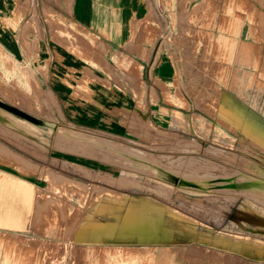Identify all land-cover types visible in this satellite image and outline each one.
I'll use <instances>...</instances> for the list:
<instances>
[{"label":"rangeland","instance_id":"1","mask_svg":"<svg viewBox=\"0 0 264 264\" xmlns=\"http://www.w3.org/2000/svg\"><path fill=\"white\" fill-rule=\"evenodd\" d=\"M8 2L9 28L27 52L44 34L53 65L64 54L143 93L160 55L180 71L162 119L84 128L0 45V101L44 122L2 112L0 264H264V177L233 183L238 169L264 174V0H90L111 12L113 29L89 17L109 37L78 17V0ZM35 52L44 65L42 42Z\"/></svg>","mask_w":264,"mask_h":264},{"label":"crops","instance_id":"2","mask_svg":"<svg viewBox=\"0 0 264 264\" xmlns=\"http://www.w3.org/2000/svg\"><path fill=\"white\" fill-rule=\"evenodd\" d=\"M8 1L0 0V45H2L4 52L10 60L19 64L22 63L29 71L33 72L40 81L41 90L44 93L49 92L54 97L62 117L68 122L84 128L100 126L113 132L115 130H124L125 125L131 119L143 118L145 114L147 116L153 115L156 120L164 117V112L168 107L162 104L165 103L167 96L174 95L175 88L172 81L180 71V65L172 56L162 54L157 59L155 58L153 64L147 68L146 77L151 80L153 93L150 89L148 93H143L142 89L140 92L139 90H135V83L130 78L116 79V83L111 84L110 82L112 81L97 76L91 71L84 74L80 73L77 70L79 69V65L75 61L70 62V59L66 58L64 54L61 56L58 53L59 57H62L63 63L56 62L53 65L49 56V39L44 34L39 36L41 40L37 39L34 41L31 51L27 52L20 36L16 35L9 28L7 23L10 21V18L7 7L10 3ZM89 1L78 0L77 15L85 23L98 28L104 35V31L95 25L89 17L93 10H98L103 18L102 27L107 29L111 27L113 29V25H106L108 21L112 20L110 18L111 12L106 13L103 8L101 9V6H96V4L101 5L100 2L92 3ZM111 1V3H114L116 0ZM2 7H4V12L1 10ZM119 21L121 28L118 36L113 38L118 42L114 44V47H119V41H123V38L127 34L125 21L121 18H119ZM126 22H128V19H126ZM104 36L109 37L106 34ZM36 41L42 42L47 51L44 65L38 64L35 52ZM29 52H32V54L30 55ZM140 58L132 60L130 63L131 66H134L135 70L139 64V60L144 63L148 62L145 54L141 55ZM129 86L130 88H128ZM171 89H173V95L168 94V92H171ZM227 99L226 101L234 102L230 98ZM8 100L11 102V99ZM15 105L26 111L30 109L26 104ZM235 105L238 104L235 103ZM238 107L246 111L240 105ZM249 115L258 118L250 112ZM95 234V238L92 239H99V236L102 235L101 232L97 231H95ZM12 245L10 242L5 243V246L10 247L8 251L13 250L25 257L30 254L28 248H23L20 251Z\"/></svg>","mask_w":264,"mask_h":264},{"label":"bare ground","instance_id":"3","mask_svg":"<svg viewBox=\"0 0 264 264\" xmlns=\"http://www.w3.org/2000/svg\"><path fill=\"white\" fill-rule=\"evenodd\" d=\"M6 114H9L11 116H13L14 118L20 120V121H24V122H28L30 123L31 125H36V124H43L44 122L40 119H36L32 116H30L29 114L13 107V106H10L6 103H3L0 101V119L2 118V114L4 113ZM49 123V124H48ZM45 122V124L47 126H49V128H53V122L51 121H48ZM257 166V165H256ZM251 168V167H250ZM257 168V167H256ZM251 170V169H250ZM264 170V169H263ZM248 173V174H251V175H254V176H257V177H264V174L262 173V171H257V172H248V171H245V170H242V169H238L237 173L234 175V179H233V183L235 185V188L237 190H240L239 187H238V180L239 181H246L248 178L244 175V173ZM249 191V190H248ZM263 191V190H262ZM250 194H255L257 196H259V194L257 193H254L252 191H249ZM258 198V197H257Z\"/></svg>","mask_w":264,"mask_h":264}]
</instances>
